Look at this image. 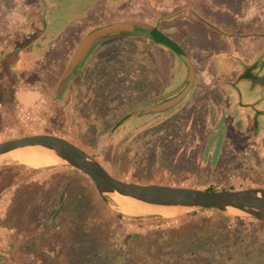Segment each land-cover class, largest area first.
Instances as JSON below:
<instances>
[{
  "label": "rangeland",
  "instance_id": "rangeland-1",
  "mask_svg": "<svg viewBox=\"0 0 264 264\" xmlns=\"http://www.w3.org/2000/svg\"><path fill=\"white\" fill-rule=\"evenodd\" d=\"M84 2L65 5L62 11H56L48 0H0V51L20 44L31 31H45L42 43L45 46L29 48V56H23V63L17 66L19 76L40 81L37 87L46 90H43V99L37 93L13 92L10 77L0 70V82H4L0 93L3 105L14 95L23 104L40 105L44 112L36 121L28 116V128L23 127L18 137L31 135L34 130L64 137L97 158L115 177L128 182L218 190L264 188V86L252 89L238 83L229 85L230 89L221 83L226 76L233 80L241 75L250 76L249 71L256 63L258 73L264 72V39L250 37L264 33V0ZM193 7L205 21L197 20ZM162 16L170 19L161 22V30L178 41L195 63L198 83L192 92L193 99L186 98L168 116L158 113L144 119L126 118L151 99L174 88L185 74L184 67L176 69L172 63L165 62V58L167 61L173 58L166 47L129 36L111 38L99 45L86 64L76 70L67 94L52 98L74 51L92 29L127 19L155 23ZM246 34L248 37H241ZM40 40L41 43L43 40ZM41 51L42 55L38 53ZM206 85L215 86L214 92L222 94L223 106L218 104L214 92L207 91ZM225 89L229 94L235 93L233 97L240 101L232 105L227 102ZM208 102L218 114L209 115L213 112L208 111ZM46 105L48 108L43 109ZM244 109L254 119L252 124L258 127L253 139H249L256 141V147L247 149L239 145L242 138L230 133L229 125L220 126L227 123L222 115L229 117L230 113ZM35 122L37 128L32 127ZM230 135L234 136V149L226 143ZM250 135L246 137L252 138ZM219 140L225 141V145L217 156L218 149L209 147ZM30 165L7 166L17 176H10V181H5L3 176L0 184L29 180L36 177L30 176L33 172L63 166ZM23 168L35 171L25 176L20 172ZM70 172L71 177L49 176L45 182L38 180L18 187L16 200L19 203L25 200L28 210L22 216L37 225L34 230L25 228L32 237L22 254L33 255H27L22 263L264 264V222L261 220L213 209L173 218L122 214L113 211L97 190L92 191L94 185L87 176L82 187L83 175L76 170ZM74 174L79 178L73 177ZM73 183L80 184L79 190L73 191ZM82 189L87 192L86 196L81 194ZM22 192H26L23 197ZM59 194H62L60 199ZM78 194L87 201L84 205L87 209H82ZM59 209L62 213L56 218ZM87 214L92 220L89 228L93 234L84 227ZM189 224H198L201 228L205 225L207 230L186 242L177 235V230L178 243L170 245L166 237L153 240L161 230L180 229ZM147 234H154L153 245L147 242L144 247L140 246L136 236ZM144 248L146 251H142ZM16 259L13 264H18ZM10 260L0 264H12L13 259Z\"/></svg>",
  "mask_w": 264,
  "mask_h": 264
},
{
  "label": "water",
  "instance_id": "water-1",
  "mask_svg": "<svg viewBox=\"0 0 264 264\" xmlns=\"http://www.w3.org/2000/svg\"><path fill=\"white\" fill-rule=\"evenodd\" d=\"M124 36L141 37L163 44L182 57L189 67L186 80L188 85L180 93L176 94L178 90H175L157 98L136 109L126 118H139L164 113L181 102L187 96L195 81L193 63L182 48L159 29L158 24L153 25L140 20L114 21L98 26L88 32L77 46L52 98L59 99L63 97L76 70L87 62L92 52L99 45L111 38ZM29 150H36L57 158L60 162L54 165H63L80 170L90 179L104 202L113 211L122 214L173 218L190 212L213 209L222 210L233 215L251 217L264 222L263 187L208 190L181 185L124 181L111 174L88 151L58 135L31 134L1 141L0 168L22 164V161L12 158L10 154ZM141 205L154 210H145L141 208Z\"/></svg>",
  "mask_w": 264,
  "mask_h": 264
},
{
  "label": "crops",
  "instance_id": "crops-1",
  "mask_svg": "<svg viewBox=\"0 0 264 264\" xmlns=\"http://www.w3.org/2000/svg\"><path fill=\"white\" fill-rule=\"evenodd\" d=\"M48 1H50V3L54 5V9L56 11H62V7L65 6V5H71V4L82 5V4H86L84 2V0H67V3L62 5L60 9H56L55 2L52 1V0H48ZM192 9H193L192 12L194 13V16L197 18V20L205 21L204 17L201 14V12H199L194 7ZM37 10L35 11L34 15H37ZM197 14H198V16H197ZM199 17L202 18V19H200ZM166 19H170V17L162 16L160 18H157L155 23H149V24H153V25L158 24L159 29L161 30V27H160L161 22L163 20H166ZM127 20H137V19H127ZM204 26L207 27L206 24ZM165 35H167V34H165ZM168 37H170V36H168ZM241 37L242 38H246L248 36L246 34V35H243ZM250 37H262L264 39V33H262V34L260 33L259 35L251 34ZM171 39L174 40L173 38H171ZM26 40L27 39H24L20 44L12 47V48H14V51H9V52L5 53L8 50V49L6 50L5 48L2 51H0V70L2 71V74H7L10 77L11 87H14L13 90H12L13 92L20 91L22 93H30V94L37 93L42 98V97H44L43 90L46 92L45 88L43 90H40V88L37 87V85H36L37 83L34 84L35 87H30L28 85L29 83L27 82L28 80H25V83L19 84V79L17 78L18 77V75H17L18 74L17 73V70H18L17 66L18 65L21 66V63H23V60H24L23 56H25V57L29 56V53H27L29 48L34 46L35 49H37V48L41 47V45L45 46V45L42 44L45 40L42 41V39L40 40L42 42L40 43L38 41L37 44H34L33 42H32V44H30L28 41L26 42ZM148 40H150V39H148ZM150 41H152V40H150ZM174 41L190 57V59H191V61L193 63V66L195 68V81H194V84H193L191 90L189 91V93L187 94V97H186V98H188V97L191 96V98H192L193 95L195 94V93H193V95H192V92L195 91L194 89L197 88L196 86H197V83H198V74H197V70H196V67H195V63H194L193 59L191 58L189 52L178 41H176V40H174ZM152 42H154V41H152ZM160 45L166 47L171 52V55L173 56V58H170V61H167L166 58H165V62H167L168 64L172 63L173 66L176 67V69L177 68H182V67L185 68V74L183 75V78H181L179 83L176 85V86H178V85H180L182 83L184 78H186L185 80H187V77H188V74H189V67H188L187 63L185 62V60L182 57H180L179 55H177L172 49H170L169 47H167V46H165L163 44H160ZM9 49H11V48H9ZM38 53L39 54L41 53V55L43 54L42 51L38 52ZM34 56L36 57L37 55H34ZM256 67H257V63L254 64L253 67L251 68V70L249 71L251 73L250 76L241 75L236 80H233V78H229V76H226V77L223 78V81L221 83H222V85H225V86H227L229 88H230L229 85L235 86V85H238V83L239 84L242 83V84H244L246 86L248 85L249 88H252V89L259 88L262 85L253 86V84H252V82L250 80L252 75L259 74ZM34 69H36V67ZM31 77H35V76H31ZM36 77H38V76H36ZM2 83H4V82H0V93L2 92V88L4 87ZM202 83H204V82L202 81ZM70 84H71V82H70ZM185 84H186V81H185ZM19 86L22 87V88H20ZM206 86L208 88L207 91L209 93H212V92L215 91L214 90L215 86L214 87H211L209 85H206ZM69 87H70V85H69ZM69 87L66 90V92H68L70 90ZM171 90H173V88ZM171 90H169V91H171ZM66 92H65V94H67ZM224 93H226V95H227V97H225V100H227V102L229 101V103H231V105H232V103H236V101L237 102L240 101L239 98L233 97V95H236L235 93L234 94L233 93L229 94L227 92V89H225ZM65 94L63 95V97L65 96ZM221 95H222L221 93H216V92L213 93V96H217L218 104L223 106L222 102L220 101V99H222ZM208 96H209L208 99L211 100L209 94H208ZM10 99H11V101L6 106L3 105L0 102V142L4 141V140H7L8 138H16V137H18L20 135V132L23 130V127L24 128H28V123L30 122L28 116L31 117V120L36 121V120L39 119L38 116L44 114V112L41 111L42 109H41L40 105H39V107H36V106H34L33 103L31 104V102L23 104L14 95H11ZM193 106H194V103L192 104V107ZM10 107H12V109L11 110H7V108H10ZM47 108H48V106L46 105V108H43V109H47ZM207 109H208L209 112H213V113H214V111H217V110L213 109L212 104L209 103V102H208V108ZM213 113H210L209 115H211ZM217 114H218V111H217ZM231 115L235 118L236 122L241 124L242 127H241L240 132H244V130L250 129V127L253 125L252 122H253L254 119L253 118L251 119V117H250L251 114H249V112H247L246 109L242 110L241 112H237L236 111V114L232 113ZM233 123H234L233 119L232 120H230V119L227 120V124L229 126H232ZM36 124H37L36 122L33 123L32 127L37 128ZM32 130H34V129H32ZM34 131L35 132H33V134H43L41 131H36V130H34ZM8 133H9V135H7V136H9V137H7V138L4 137ZM12 133H16V135H12ZM237 135H239L238 137H240V134H237ZM240 138H242V137H240ZM244 139L245 140H242V142H240V144H239L240 146H242V147L244 146L243 148L247 147V145H250L249 148L250 147H256L254 145L256 143V141L255 140H249V139H253V138L246 137V135H245ZM224 145H225V141H223L222 143L221 142L218 143V142L215 141L214 142V146L211 143L210 148H212L214 150L218 149L217 156H219L220 155V149L223 148ZM232 149H234V148L232 147ZM30 163L33 166L37 167L35 162L34 163L30 162ZM43 169H45V168H43ZM32 171H35V170L31 169V168H23V170H21L20 172H24L25 176H29V173H32ZM70 171H71V169L67 168V166H57V168H53L51 170H47L46 169L45 172H39V171H36V173L33 172L32 173L33 175L30 174V176H36V177H32L29 180L24 179V180H21V182L20 181H12V183L9 184V185L5 184V183H4L5 185L4 184H0V261L9 260V258H11L10 261H12V259H13V261H12V264H13L15 258H17L16 261H17L18 264H24V263H22L23 258H25L27 255L28 256L33 255L30 252H25V254H22V252L26 248V246L30 245L28 243V240H29V238L31 236V233H27L25 231L27 229H25V228H29V229L34 230L33 229L34 226H35V229H36L37 225L32 224V222L30 221V218H29V220L23 218L22 214L24 212H27L28 210H27V207H26V204H25V200L22 199L23 202H21V203H19L16 200V192L19 189L18 187H20L23 183L30 184L33 181H38V180L40 182L41 181L45 182L46 179L49 176H71L73 174ZM15 173H16V171H11L10 168H6V167L0 168V182H1V179L3 178V176L6 177L5 181H10V178H11L10 176H17V175H12V174H15ZM6 185H8V187H6ZM25 193L26 192H22L21 193L22 197H23V195ZM61 196H62V194L58 195L59 199H60ZM29 211H30V209H29ZM30 258L31 257H29V259Z\"/></svg>",
  "mask_w": 264,
  "mask_h": 264
},
{
  "label": "flooded vegetation",
  "instance_id": "flooded-vegetation-1",
  "mask_svg": "<svg viewBox=\"0 0 264 264\" xmlns=\"http://www.w3.org/2000/svg\"><path fill=\"white\" fill-rule=\"evenodd\" d=\"M52 1H54L55 2V4H56V9H60L61 8V6L62 5H64V4H66L67 3V0H52ZM197 16H198V14H197ZM200 18V17H199ZM200 19H202V18H200ZM26 34H27V32H26ZM43 35H44V32L43 31H41V30H34V31H31L29 34H27L26 35V38H27V40H26V42L28 41L30 44H32V42L34 43V44H37L38 43V41L40 40V39H44L43 38ZM9 51H14V48H11V49H8L5 53H7V52H9ZM183 62V61H182ZM18 75V74H17ZM75 75V74H74ZM74 75H73V77H74ZM72 77V78H73ZM18 79H19V84H22V83H25V80H28L27 82L29 83L28 85L30 86V87H35V85L34 84H38L40 81L39 80H37V79H32V78H27V77H25V76H19L18 75V77H17ZM45 79H47V78H45ZM186 78H184V80L182 81V83L180 84V85H178V86H176L175 88H173V90H171V91H167L166 93H164V94H162V95H158L157 97H155L154 99H152L151 101H149L148 103H150V102H152V101H154V100H156L157 98H160V97H163V96H165V95H167V94H169V93H171V92H173V91H175V90H178L177 91V93L176 94H178V93H180L187 85H188V83H186L185 84V80ZM72 80V79H71ZM250 80H251V82H252V84H253V86H257V85H262V86H264V72H262V73H260V74H256V75H252L251 76V78H250ZM31 82V83H30ZM36 84V85H37ZM187 97V96H186ZM186 97L181 101V102H179L175 107H173L172 109H170L169 111H167V112H164V113H159L160 115H165V116H168V113H170V111H172V110H174L178 105H180L181 103H183L184 101H185V99H186ZM148 103H146V104H148ZM145 104V105H146ZM215 114H217V112L216 111H214V113L213 114H211V115H215ZM147 117H149V116H147ZM147 117H143V119L144 118H147ZM222 118L224 119V120H232L233 119V124H232V126H229V129H230V133H234V134H242L243 135V137L242 136H240V137H242V140H245L244 138H245V135L246 134H249V133H251V137L253 138V136L255 135V133H256V124L255 125H252L251 127H250V129H248V130H244V132H240V130H241V124L240 123H238V122H236L235 121V118L231 115V114H229V117H227L225 114L224 115H222ZM223 124H227V123H221L220 124V126H222ZM227 126H228V124H227ZM258 128V127H257ZM258 131V130H257ZM234 136L233 135H230V137H229V141H227L226 143H227V145L229 146H231L230 148H234L235 147V141L234 140H232V138H233ZM219 142H223L222 140H219L218 141V143ZM240 144V143H239ZM249 146L250 145H247V147H245L246 149L247 148H249ZM210 148V147H209Z\"/></svg>",
  "mask_w": 264,
  "mask_h": 264
},
{
  "label": "trees",
  "instance_id": "trees-1",
  "mask_svg": "<svg viewBox=\"0 0 264 264\" xmlns=\"http://www.w3.org/2000/svg\"><path fill=\"white\" fill-rule=\"evenodd\" d=\"M104 158L105 159H107V157H106V155L104 154ZM7 167V166H6ZM70 169L71 170H76L77 171V173H80L81 175H83V176H81L82 178H83V181H82V187H85V185H86V182H85V180L87 179L88 180V178L86 177V175H84L80 170H78V169H76V168H71L70 167ZM69 177H71V176H69ZM68 177V178H69ZM73 177H77V178H79L78 176H73ZM32 183H35V181H33ZM77 183H80V182H77ZM31 184V183H30ZM25 184H22L21 186H24ZM80 184H72L71 185V188L73 189V191L75 190H79L78 189V186H79ZM208 190H218L217 188H215V187H208L207 188ZM92 191H96V189L93 187L92 188ZM81 194L83 195V196H86V194H87V192L86 191H84V189H82L81 190ZM81 194H78V199H79V201L81 202V206H82V209H87V208H84V205H85V203H87V201L86 200H83V199H81V197H82V195ZM71 198H74V196H72ZM73 200L74 199H72L71 201H72V203H73ZM66 201H64V203H65ZM74 204V203H73ZM216 211V210H215ZM218 213H225V212H222V211H217ZM60 213H62L61 211H60V209L58 210V214L56 215V218H58L59 216H60ZM226 214V213H225ZM228 215V214H227ZM220 222V221H219ZM86 223H87V225H85L84 227L86 228V226H87V228H86V230L89 232V233H91V234H93V229H91V228H89L90 227V225H92V220H91V218H90V216H88V214H87V216H86ZM89 224V225H88ZM220 224H221V222H220ZM201 226H203L202 228L198 225V224H189V225H185V226H183V227H181L180 229H172V230H170V231H164V230H161V231H159V232H156V233H159V235H157L156 233V235H155V237H154V242H155V240L156 239H158V240H161L163 237H166V239L168 240V242H167V244L168 245H170L172 242H177V238L175 237V234H176V231L178 230L179 232H178V234L177 235H181V239L182 240H184V242H186L187 240H189L191 237H195V236H197L198 234H201L202 232H204V231H206L207 229H205L206 228V226L205 225H201ZM154 236V234H147V236H136L137 238H138V244L140 245V246H143L144 247V245H146L147 244V242H149L150 243V245L152 246L153 244H152V237ZM157 236V237H156ZM178 243V242H177ZM163 244V243H162ZM150 247V246H149ZM142 251H146V248H144ZM151 253V252H150ZM146 254V253H145Z\"/></svg>",
  "mask_w": 264,
  "mask_h": 264
},
{
  "label": "bare ground",
  "instance_id": "bare-ground-1",
  "mask_svg": "<svg viewBox=\"0 0 264 264\" xmlns=\"http://www.w3.org/2000/svg\"><path fill=\"white\" fill-rule=\"evenodd\" d=\"M10 156L14 159L18 158L20 161L26 164H31L30 162H35L37 167H43L48 165H54L60 162L57 158L48 155L43 154L41 152H38L36 150H29V151H17L15 153H11ZM141 208L147 210L148 208H145L141 205ZM150 211H153L154 209H148Z\"/></svg>",
  "mask_w": 264,
  "mask_h": 264
}]
</instances>
